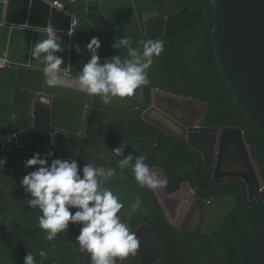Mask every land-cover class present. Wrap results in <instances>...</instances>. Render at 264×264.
Wrapping results in <instances>:
<instances>
[{
	"label": "water",
	"instance_id": "obj_1",
	"mask_svg": "<svg viewBox=\"0 0 264 264\" xmlns=\"http://www.w3.org/2000/svg\"><path fill=\"white\" fill-rule=\"evenodd\" d=\"M212 6L215 9L212 36L219 69L235 97V104L264 135V0H213ZM83 8H86L85 12L81 11ZM77 13L80 16L78 21L73 13L59 12L42 0H0V59L7 62L6 68L17 70L11 105L33 116V130L16 134L12 142L4 145L7 162L3 170L9 176L21 156L41 151H52V158L77 159L80 167L90 161L95 165L111 167L115 169V175L103 186L110 189L122 203L121 217L131 220L142 205L143 198L125 169L118 166L119 160L104 134L109 113L122 114L145 107V86L137 89L130 98H113L109 105H102L98 96L79 91L77 77L71 72L73 48L67 47L73 45V41L68 35H62L65 50L56 54L64 58L62 68L68 65L66 71L70 73L69 81L74 90L45 86L48 97L38 96L41 88L37 87H42V78L38 77L33 85L24 83L21 78L23 73H43L42 65L37 66V61L31 57V47L45 39L46 35L37 32L33 26L44 29L52 25L68 32L71 23L79 25L86 21L98 31L112 25L117 29L118 37L168 39L199 26L206 15L202 10L188 7L171 16L159 12L150 14L148 0H82ZM3 21L4 26L1 25ZM152 97L154 108L144 112V121L178 139L188 137L189 145L202 154L207 166L214 169V180L239 179L245 185L238 183L243 189L244 203L247 192L248 200L253 201L262 189L261 198H264V178L242 128H204L208 105L159 91H153ZM164 103L171 108L182 109L183 118L163 108ZM200 106L204 108L200 116L187 114L186 109ZM167 121L175 122V126L182 130L180 134L183 137L176 129L169 127ZM200 142L207 144L209 149H201ZM157 145L158 140L154 137L137 141L143 154ZM1 187L0 181L2 193ZM189 187L192 188L190 183ZM193 191L196 202L183 223L177 224L166 216L171 224L193 238L212 236L236 210L239 201L228 197L206 202L198 196V192L200 195L203 193L198 187ZM3 198L5 204L0 215L11 204ZM29 230L32 229L2 230L0 233L13 235ZM134 233L140 241L138 250L143 264H166L162 260L159 231L145 223ZM74 253L81 264H91L88 253L79 249H75ZM128 257L124 264H127ZM243 264H264V247Z\"/></svg>",
	"mask_w": 264,
	"mask_h": 264
},
{
	"label": "trees",
	"instance_id": "obj_2",
	"mask_svg": "<svg viewBox=\"0 0 264 264\" xmlns=\"http://www.w3.org/2000/svg\"><path fill=\"white\" fill-rule=\"evenodd\" d=\"M59 1L68 10L74 12L80 4V0H77V3L74 2L75 0ZM212 1L154 0L155 6L159 5L157 11L163 15H173L184 7H189L204 11L206 20L198 27L168 39H152L163 40L164 51L159 57L153 58L149 68L150 83L146 87V108L120 115L111 114L106 125L105 137L112 148L118 147L123 141L128 145L124 155L132 153L133 163L136 156L142 155L150 168L158 166L164 169L168 177L169 192H175L182 183L191 181L195 187L207 192L201 194L203 198L239 199L238 208L214 236H200L193 239L166 220L154 192L141 186L135 180L132 169L126 167V171L144 199L142 206L130 221L132 231L143 223L158 229L161 235L162 259L166 264H242L264 247V199L259 205H257L259 199L254 203H244L243 190L234 184V181H214L213 170L201 163L200 155L193 152L185 141L163 133L142 119L143 112L152 101V89L180 96L189 95L204 102L210 107L206 126L229 125L243 128L246 141L252 147L264 177V135L248 121L246 113L234 103V95L223 78L216 60L212 37L215 18ZM93 36H98L102 42L98 50L102 60L115 54H120L122 58L126 55V50L110 47L113 38L117 36L114 26L108 25L104 30L98 31L84 22L74 39V45L79 44L83 50L81 54H77L74 50L73 73L76 76L90 58L85 45ZM128 39L133 42L134 47H142L138 42L148 40L146 37ZM14 82L15 71L0 70V157H2L3 143L16 133L31 128L32 125L30 115L17 111L10 105ZM12 114H15V119H10ZM146 137H155L159 145L150 152L142 154L136 142ZM119 158L122 159L123 156ZM27 172L28 169L24 166L17 169L19 178H23ZM228 182L231 184H225ZM15 184V180L9 183L10 186ZM218 184L222 185L217 187ZM11 194H8L10 198ZM13 194L15 202L0 217V229L38 227L41 211L27 206L28 194L25 193V201L19 198L23 197L22 194L18 192ZM2 204L3 199L0 196V208ZM79 231L78 224L70 223L66 232L58 233L53 241L46 240V232L40 228L13 235L0 234V264H23L27 252L33 254L37 264H80L74 253L75 249H79L75 241ZM41 250L47 253L46 259L39 256ZM128 264H142L138 251L135 255L130 254Z\"/></svg>",
	"mask_w": 264,
	"mask_h": 264
},
{
	"label": "clouds",
	"instance_id": "obj_3",
	"mask_svg": "<svg viewBox=\"0 0 264 264\" xmlns=\"http://www.w3.org/2000/svg\"><path fill=\"white\" fill-rule=\"evenodd\" d=\"M42 1L46 2L51 7L58 9L59 12L67 11L69 13H73L77 17L76 18L77 21H78V18H80V16L77 13V9L80 6L82 0H80V4L78 5L76 12L68 10L66 6H64V4L59 0H56V1L42 0ZM74 2L77 3V0H75ZM86 2H90V0H86ZM148 2H149V13L150 14L159 12L156 9L159 5L155 6L154 0H148ZM212 2H211V5H212ZM7 10H8L7 7H5V11ZM85 10L86 8H83L81 11L85 12ZM192 10H197V9H192ZM4 16H6V14ZM164 16H171V15H164ZM28 18L30 19V12L28 13ZM4 22L5 21H3V24H1L2 26H4ZM214 22H215V18H214ZM82 23L79 25L76 22H74L73 24L71 23V28L68 32L58 30L52 25H47L46 27H44V29L33 26V28L37 32H41L46 35L45 39H42L36 42L31 47V57L32 59L37 61V66L42 65L43 73L41 74L37 73V75L23 73L21 75V78H23L24 75H34L37 77V81H38V77L42 78L41 80L42 87H37V88H41V91L37 93L38 96L48 97L47 93L45 92V86H51L57 89H73L74 88L71 81H69L70 73L66 71V69L68 68V65L62 68L61 65L64 64V58L60 55H57L56 53L63 52L65 50L62 35H68L71 38V41H73V45L70 44L67 47L69 49L73 48L71 72L74 75L73 73L74 50L77 54H81L83 51L79 44L74 45V39L78 31H80ZM77 26L78 28L76 29ZM10 30H12V28ZM116 33H117V29H116ZM143 37H146V36H143ZM143 37H134V38H143ZM147 39L148 40H141L138 42V45H141L142 47H134L133 42L127 37L118 38V36H116L113 38V42L111 43L110 47L112 49L126 50V55L122 58L120 54H115L110 57H105L102 60L98 52V50L101 47L102 42L98 36H93L90 39V41L85 45V49L89 53L90 58L87 60L86 63L83 64L82 68L79 71L78 76L74 75L75 77H77L76 86L78 90L90 96H95V97L98 96L100 98V102L102 105H109L111 101L113 100V98H116V97H120V98L129 97L130 98L134 95L137 89H139L141 86H145V98L143 101L145 107L141 109V110H144L147 105L145 101L147 97L146 87L150 83V81L148 80L147 70L151 67L153 63V58L159 57L160 54L164 51V41L163 40H152L150 38H147ZM6 65H7V62L5 60L0 59V70L5 69V70L15 71V82H14V86H15L16 78H17V70L6 68ZM153 91H159V92H162L168 95L175 96L177 98L187 97L191 100L208 105L204 102L198 101L190 97L189 95L180 96V95L169 94L164 91L157 90V89L156 90L152 89L151 90L152 101L144 112L154 108L153 107L154 101L152 97ZM11 98H12V95H11ZM10 105H11V99H10ZM162 107L168 110L169 112L177 114L180 118H183L184 116V112L182 111V109L171 108L165 103L164 105H162ZM141 110H137V111H141ZM209 110L210 109H208L206 118L203 123L204 128L220 129L225 126H229V125H225L222 127L206 126L205 122L208 118ZM186 112L188 115L198 117L204 112V108L201 106L191 107L189 109H186ZM25 114H28L31 116L32 125H31V128L26 129L24 131L33 130V116L32 114H29V113H25ZM111 114H114V113H109L107 115V120H108V116ZM114 115H120V114H114ZM10 119H15V114H12L10 116ZM175 121L179 122L177 120ZM167 124L169 127L176 129L178 134H180V132L182 131L175 126V122L167 121ZM106 125H107V122H106ZM230 127H236V126H230ZM238 128H241V127H238ZM24 131H20V132H24ZM162 132L169 136H172L164 131ZM105 133H106V127H105ZM16 134L14 136L9 137L10 139L6 140L1 147L2 157H0V181H1V186H2L1 190H2L3 195L0 191V196L3 199V204L0 210L5 204V200L3 196L11 204L9 205L7 210L2 215H0V217H2L11 207L13 202H15V199H14L15 196L13 194L14 192H18L19 194H22L23 197H19L22 201H25V193H26L29 196V198L26 200L27 206L29 208H38L42 213V215L39 217L38 227L40 229L45 230L46 240L48 241L55 240L58 233L66 232L70 223L73 225L78 224L80 226V231H79V234L75 237V241L78 243L79 250L81 252H86L89 254L91 264H124L125 258L128 256L130 257V254L135 255L137 251L139 253L138 247H139L140 241L138 237L136 236V234L134 233L135 230L132 231V227L130 223V221L133 218L131 220H126L125 218L121 217V214H122L121 210L123 209L122 203L119 202L118 198L112 193L110 189L103 186L106 181H108L115 175V169L111 167H105L103 165H95L94 162H91V161L84 164L82 167H80L77 159H72V158L64 159L61 157L52 158L54 156V153L52 151H41V152H35L33 154H24L23 156H21L20 161L17 167L14 169V171L9 176H6L3 170V166L6 164L7 161L5 158V153L3 152V147L5 144L12 142ZM182 135L181 137H183ZM104 137H105V134H104ZM245 138H246V133H245ZM142 139H145V138H142ZM105 140L108 143L106 137H105ZM178 140L185 141L193 152L200 155L201 163H203L206 168H211L213 170V180H214V169L211 166H207L203 161L202 154L189 145L188 137L179 138ZM136 145H137V142H136ZM158 145H159V141H158ZM158 145L156 147H158ZM16 147L18 146L16 145ZM127 147L128 145L124 143L123 141L120 143L118 147L112 148L110 146L113 154L119 160L117 162L118 166L121 169L130 167L132 169V172L134 173L135 180L141 186L147 187L149 190H152L154 192L158 200V203L160 205V208L168 222L169 220L166 215H168V217H170L177 224L183 223L185 217H187L188 212L192 209V207L195 205L194 203L196 202V199L194 198V191H193V189H195V186L192 184L191 181H186L182 183L180 188L176 190L175 192H169L167 188L168 177L164 169L158 166H153L150 168L149 165L145 163V157L142 155L136 156L135 162L133 163L134 156L132 153L124 155L125 149ZM199 147L203 150L209 149L208 145L203 142H200ZM119 156H123V158L120 159ZM20 166L21 167L24 166L26 169H28V172L23 176V178L21 177L19 178V175L17 173V169ZM156 170L160 171V173L162 174V178H160L158 174L154 172ZM11 180L16 181V184L14 186L9 185ZM226 180L234 181L233 182L234 184L241 187L238 184V183H241L239 179H224V180L217 181V182H222ZM189 183L191 184L192 188L189 187ZM225 184H231V182H228ZM241 184L245 186L243 183ZM221 185L222 184H218L217 187ZM162 187H163L164 194L168 197H172L180 193H184L185 198L189 200L190 204L185 199L182 205V208H181L182 210L185 207V209L181 211L184 213L185 215L184 217H180L179 213L176 212L179 207H176L174 204H171V202H170L171 205L169 204L172 211L176 213L177 216L180 218V221H176L171 217L168 211V208L166 207L159 193V188H162ZM199 190L207 194V192L202 191L201 188H199ZM246 191L247 190H245V192ZM7 193L11 194L12 197L10 198ZM247 195H248V192L246 194V203L247 202L254 203L258 199L260 200L261 195H262V189L260 190L259 194L255 197L253 201L248 200ZM198 196L206 202H211L212 200L217 199V198H228V197L203 198L199 194V192H198ZM231 198H236V197H231ZM263 199L261 198L260 203L263 201ZM143 202H144V199H143ZM243 202H244V197H243ZM187 205H189V207H187ZM239 205H240V202H239ZM121 219L124 220V222ZM128 225L130 226L131 230ZM171 225L174 226L173 224ZM150 226L153 227L152 225ZM35 228H26V229H32L29 231H36V230H33ZM153 228L156 229L155 227ZM2 230H5V229H0V231ZM156 230L159 231L158 229ZM20 232H24V231H20ZM16 233H19V232H16ZM0 234H3V233H0ZM5 235H9V234H5ZM200 236H205V235H200ZM212 236H208V237H212ZM160 239H161V235H160ZM193 239H197V238H193ZM161 248H162V245H161ZM39 256L41 258L46 259L47 253L44 250H41L39 252ZM129 257H128V260H129ZM141 262H142V259H141ZM23 264H37V262L33 254L27 252L23 258ZM127 264H128V261H127Z\"/></svg>",
	"mask_w": 264,
	"mask_h": 264
},
{
	"label": "bare ground",
	"instance_id": "obj_4",
	"mask_svg": "<svg viewBox=\"0 0 264 264\" xmlns=\"http://www.w3.org/2000/svg\"><path fill=\"white\" fill-rule=\"evenodd\" d=\"M22 81L24 83H26V84L33 85V84H35L37 82V77L34 76V75H24ZM154 172H156L158 174V176L160 178H162V174L160 173L159 170H156ZM159 193H160V196L162 197V200L164 201V203H165V205H166L167 208H168V203L170 204V202L173 203L176 207H179V208H182V205H183L185 199L189 202V200L187 198H185V194L184 193H180V194H178L176 196L168 197V196H166L164 194L163 187L162 188H159ZM189 204H190V202H189ZM187 207H189V205H187ZM168 211H169L171 217L174 220L180 221V218L177 216L176 213H174L169 208H168Z\"/></svg>",
	"mask_w": 264,
	"mask_h": 264
},
{
	"label": "rangeland",
	"instance_id": "obj_5",
	"mask_svg": "<svg viewBox=\"0 0 264 264\" xmlns=\"http://www.w3.org/2000/svg\"><path fill=\"white\" fill-rule=\"evenodd\" d=\"M171 204H173V203H171ZM168 208L170 209V210H172L171 208H170V206H169V203H168ZM185 209V207L181 210V208H178L177 209V213H179V215H180V217H184L185 215H184V213L183 212H181V211H183Z\"/></svg>",
	"mask_w": 264,
	"mask_h": 264
}]
</instances>
